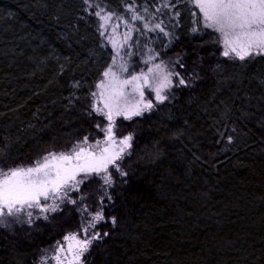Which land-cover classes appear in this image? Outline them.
Here are the masks:
<instances>
[{
    "label": "trees",
    "instance_id": "obj_1",
    "mask_svg": "<svg viewBox=\"0 0 264 264\" xmlns=\"http://www.w3.org/2000/svg\"><path fill=\"white\" fill-rule=\"evenodd\" d=\"M105 1L121 10L124 0ZM148 2L155 7L160 0ZM83 6L79 0H0V27L10 35L2 36L4 43L23 54L0 56V145L9 137L13 158L27 162L44 148L70 143L90 123L84 111L87 92L109 61L110 46L104 47L95 19ZM176 6L179 38L161 52L167 59L187 51L191 67L201 39L208 37L189 32L193 20L184 0ZM60 10L63 17L56 20ZM28 43L38 45L34 52ZM211 49L205 45L201 53L204 79L144 121L146 135L133 152L137 186L135 198L128 199L127 233L100 254L105 264H259L264 249V61L242 69L227 65L229 73H241L243 82H221L210 65L224 58L211 55ZM73 81H81L78 89ZM74 91L77 99L70 103ZM225 106L232 108L231 120ZM233 122L237 140L229 144L217 129L231 130ZM177 129L183 134L176 136ZM155 147L166 153L160 163L150 160ZM32 253L31 247L0 234V264H25Z\"/></svg>",
    "mask_w": 264,
    "mask_h": 264
},
{
    "label": "snow or ice",
    "instance_id": "obj_2",
    "mask_svg": "<svg viewBox=\"0 0 264 264\" xmlns=\"http://www.w3.org/2000/svg\"><path fill=\"white\" fill-rule=\"evenodd\" d=\"M177 2L160 0L152 7L148 0L143 4L124 0L125 11L121 12L102 0H84V11L97 18L102 44L110 45L109 61L87 92L84 111L92 129L64 146L42 149L27 162L13 158L9 137L0 145V227L15 232L16 225L33 226L66 210L79 213L74 227L54 247L40 250L36 264H95L94 254L108 251L122 232L127 233L128 199L135 198L137 178L127 163L136 144L133 125L204 79L201 53L205 45H212L211 55L224 58L210 65L221 82H243L241 73H229L227 65L242 69L256 60L264 61V0H184L193 20L189 32L208 39H201V52L193 50L196 59L191 67L187 51L166 59L161 49L179 38ZM260 79L264 83V77ZM73 83L78 89L81 81ZM72 97L70 103L77 99L75 91ZM231 112L225 106L229 120ZM236 130L233 122L231 130L226 126L217 133L230 144L237 140ZM183 131L177 129L175 135ZM165 155L163 148L155 147L150 160L160 163ZM259 264H264V249Z\"/></svg>",
    "mask_w": 264,
    "mask_h": 264
},
{
    "label": "rangeland",
    "instance_id": "obj_3",
    "mask_svg": "<svg viewBox=\"0 0 264 264\" xmlns=\"http://www.w3.org/2000/svg\"><path fill=\"white\" fill-rule=\"evenodd\" d=\"M79 1L84 2V0H79ZM62 3H67V0H59V4H62ZM102 3L106 4L108 7L112 8L114 10L122 11V9H123V7H120L121 8V10H120L118 7L113 6L111 3H108L105 0H102ZM123 3H124V1H122V5H123ZM82 11L85 12L84 6L82 7ZM55 14H56V16L54 15V18L56 20L62 19L63 13L61 12V10L57 11ZM86 14H89L90 16H92L95 19L96 24H97V18L95 16H93L91 13H86ZM6 35L8 37H10L7 30L4 31L3 28L0 27V56H2L3 59H7L11 55L18 56V57L23 56V54L21 52L19 53V50L17 51V49H16V51L15 50L10 51V48L9 47L7 48V45L4 43V38ZM30 35L33 36L32 34H30ZM2 36H4V38ZM8 37H6V39H9ZM34 45L38 46L37 44L28 43L26 48H28L29 50L34 52V48H35ZM39 46L40 47L43 46V41L41 42V44ZM142 66H144V65L142 64ZM189 67H190V64H189ZM179 93L180 92H178L177 96L179 95ZM150 114H146V117L149 116ZM146 117L145 118H138L137 124L133 125V127L137 128L136 144L139 143L141 140H143V138L146 135L147 129H146V125L144 123ZM124 123L127 125V124H130L131 122L125 121ZM91 129H92V125H91V123H88L87 125L81 127L77 131V133L74 135L73 139L76 138L79 134H81L87 130H91ZM136 144H135V146H136ZM64 145L65 144H62L59 146H64ZM127 163L136 170V166L133 163V154L131 157L128 158ZM136 186H137V184H136V179H135L133 182V188L135 189ZM71 207L72 206L70 205L69 208H71ZM53 215L55 216V219H50V220L42 221V222L38 221L37 224L33 225V226H29L27 224H24L22 226L16 225L15 226V232H13L11 230L4 229L3 227H0V234L4 237H7L9 241L16 243L20 247L29 246L32 248L33 253L31 255V257L26 261L25 264H36L37 260L39 259L40 250L44 247H49V246L54 247L55 241L61 239L63 234L66 231L71 230L74 227L76 219L79 216V213L78 212H69L66 210L63 213H57V214H53ZM127 227H128V224H127ZM26 233H27V235H26ZM29 237H31V238H29ZM100 254H94L93 259L95 261V264H99ZM53 264H55L54 261H53Z\"/></svg>",
    "mask_w": 264,
    "mask_h": 264
}]
</instances>
